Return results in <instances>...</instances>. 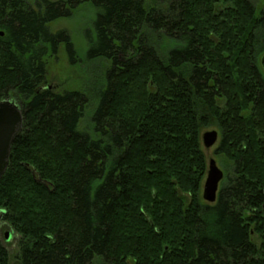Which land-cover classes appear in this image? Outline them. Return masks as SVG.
<instances>
[{
  "label": "trees",
  "instance_id": "trees-1",
  "mask_svg": "<svg viewBox=\"0 0 264 264\" xmlns=\"http://www.w3.org/2000/svg\"><path fill=\"white\" fill-rule=\"evenodd\" d=\"M85 4V58L103 71L89 133L92 95L47 85L60 47L79 62L50 25ZM4 100L22 117L0 179L15 264H264V9L250 0H0Z\"/></svg>",
  "mask_w": 264,
  "mask_h": 264
},
{
  "label": "rangeland",
  "instance_id": "rangeland-1",
  "mask_svg": "<svg viewBox=\"0 0 264 264\" xmlns=\"http://www.w3.org/2000/svg\"><path fill=\"white\" fill-rule=\"evenodd\" d=\"M65 1V0H51ZM256 11L264 9V0H250ZM94 11L88 5L78 6L68 19L58 20L50 25L52 32L65 31L73 44L76 56L79 59L76 65H70L68 56L63 47L59 48L57 55L48 61V87L53 91L58 90H80L84 88L92 95L89 96L88 105L83 112L82 119L79 123V130L85 132L92 131L91 116L95 107V93L102 87L103 71L96 61H86L87 42L85 40L88 32L91 31L92 22L94 20ZM217 131L210 127L202 130L201 135L205 132ZM202 144V141H201ZM217 144L210 149L202 146L203 154L207 163L210 159H214L217 166L221 169L219 160L213 156V152ZM10 233V239L5 240V234ZM0 240L3 247L9 255L10 264H15V256L17 253V236L11 228L0 219Z\"/></svg>",
  "mask_w": 264,
  "mask_h": 264
},
{
  "label": "water",
  "instance_id": "water-1",
  "mask_svg": "<svg viewBox=\"0 0 264 264\" xmlns=\"http://www.w3.org/2000/svg\"><path fill=\"white\" fill-rule=\"evenodd\" d=\"M22 125V117L18 107L12 101H0V179L3 176L10 154L11 145ZM217 131L205 132L201 135L202 145L210 149L218 142ZM223 179V172L217 166L214 159L207 163L206 177L202 185V200L212 205L217 200L220 183ZM10 239V233L5 234V240Z\"/></svg>",
  "mask_w": 264,
  "mask_h": 264
},
{
  "label": "bare ground",
  "instance_id": "bare-ground-1",
  "mask_svg": "<svg viewBox=\"0 0 264 264\" xmlns=\"http://www.w3.org/2000/svg\"><path fill=\"white\" fill-rule=\"evenodd\" d=\"M202 141V140H201ZM203 146V145H202ZM212 148V147H211ZM204 202V201H203ZM207 204V203H206ZM213 205V204H212Z\"/></svg>",
  "mask_w": 264,
  "mask_h": 264
}]
</instances>
